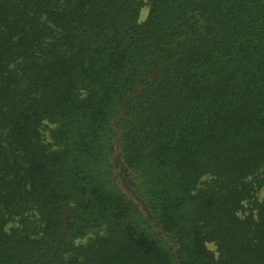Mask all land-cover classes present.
I'll use <instances>...</instances> for the list:
<instances>
[{"label": "trees", "instance_id": "trees-1", "mask_svg": "<svg viewBox=\"0 0 264 264\" xmlns=\"http://www.w3.org/2000/svg\"><path fill=\"white\" fill-rule=\"evenodd\" d=\"M263 190L264 0H0V264H264Z\"/></svg>", "mask_w": 264, "mask_h": 264}, {"label": "rangeland", "instance_id": "rangeland-1", "mask_svg": "<svg viewBox=\"0 0 264 264\" xmlns=\"http://www.w3.org/2000/svg\"><path fill=\"white\" fill-rule=\"evenodd\" d=\"M146 13H147V7H145L142 11V19L144 20V18L146 17ZM264 197V190L262 192L259 193V199H262ZM209 248L214 252L216 250V247L213 244L209 245Z\"/></svg>", "mask_w": 264, "mask_h": 264}]
</instances>
